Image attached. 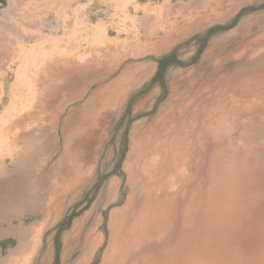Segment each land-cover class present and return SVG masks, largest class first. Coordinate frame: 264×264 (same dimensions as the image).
<instances>
[{"label": "rangeland", "instance_id": "rangeland-1", "mask_svg": "<svg viewBox=\"0 0 264 264\" xmlns=\"http://www.w3.org/2000/svg\"><path fill=\"white\" fill-rule=\"evenodd\" d=\"M0 1H3L0 21L5 20L4 15L21 16L20 0ZM148 1L150 7L141 13V30L135 39L149 34L156 23L168 28L176 13L171 14L166 8H178L187 2ZM223 20L205 23L166 49L141 57L155 60L158 66L156 78L161 88L154 106L158 113L169 92V74L189 69L200 61L211 41L223 39L239 24L246 27L243 33L249 38L259 37L254 44L219 60L214 72L212 65L205 62L190 73L188 83L194 86L186 94L189 102L179 103L173 111L172 124L176 127L169 135L158 137L156 148L153 145L159 127H153L152 113L44 116L46 128L51 120L58 122V131L62 124L68 123L69 156L64 170L70 171L76 157L84 155L92 160L93 167L88 182L74 196L59 195L65 203L58 214L52 209L47 220L42 204L48 192L40 188L38 192L29 191V186L21 183L24 178L20 175L12 176L17 181L12 187L0 176V259L18 257L16 249L23 236L24 242L29 243L22 248L26 251L20 257L23 264H73L79 251L61 261L63 234L75 219L90 213L88 225L95 216L102 215L103 226L99 231H104L106 238L90 263L98 264L111 234L109 212L116 207L122 209L123 198L131 192L126 183L130 173L133 181L141 178V183L153 174L152 180L159 191L150 200V207L157 210L151 209L154 217L145 239L125 255L128 260L122 264H264V0H247ZM14 25L20 29L19 23ZM49 28L46 31L50 32ZM159 31L160 28L154 32L153 40L160 38ZM243 33L234 34L216 49L217 53L232 49ZM3 76L0 118L12 98V86L18 85L19 93L21 90L15 83L14 72ZM31 122L28 121L24 131L32 129ZM135 127L144 132L146 140L138 139L131 152ZM53 146L58 152L37 168L36 174L34 168L22 169V172L30 171L37 186L49 177L47 182L52 179L54 189L61 190L63 180L56 176L62 145L56 141ZM15 163L14 150L4 151L0 158L1 172L15 169ZM136 166L139 168H133ZM52 172L56 176H49ZM111 178L119 181L120 200L103 208L97 205L98 195ZM147 191L150 195V186ZM138 195L135 194L128 206V215L125 214L128 219H132V212L141 203ZM23 201H34L38 207L18 210ZM31 226L42 227L36 241L30 240L31 231L26 232Z\"/></svg>", "mask_w": 264, "mask_h": 264}, {"label": "crops", "instance_id": "crops-1", "mask_svg": "<svg viewBox=\"0 0 264 264\" xmlns=\"http://www.w3.org/2000/svg\"><path fill=\"white\" fill-rule=\"evenodd\" d=\"M0 3L3 4V1ZM19 3L22 7L20 17L4 15L6 21H0V79L4 77V73L14 72L15 83H18L21 89L19 93L18 85L12 86V98L6 104L5 114L0 118V158L4 151L14 150L17 167L10 172L4 168L1 172L0 167V176H3L5 182L12 187L17 184L12 176L20 175L24 178L21 183L28 185L29 191L38 192L40 188L48 192L45 203L42 204L47 220L52 209L57 210V213L65 203L59 195L70 191L69 194L74 196L78 189L88 182V175L93 166L92 160L84 155L76 157V162L71 167V169H85L82 173L78 175L76 170H72L70 174L69 171L64 170L70 139L66 128L68 123L62 124L60 131H57L60 127L58 122L51 120L46 128L44 116L50 118L49 115H140L141 112H146L147 115L151 113L154 115L153 127L161 126L171 118V115H174L173 111L179 103L182 104L185 99L187 100L186 89L189 86L190 73L202 66L201 62L208 46L220 40L211 41L200 61L191 68L169 74V92L161 110L156 113L155 100L161 88L156 78L158 66L155 60L141 59V57H146L150 52L166 49L184 35L201 29L189 26L201 22L194 18L196 11L192 9V0H187L178 8L168 6L166 11L171 14L176 13L175 20L169 23L168 28L158 26L159 23H156L150 28L151 32L141 36L140 39H135V36L141 30V13L150 7L148 0H78L77 2L20 0ZM18 23L20 29L14 25ZM45 24L47 26H44ZM49 27H51L50 32L46 31ZM238 27L232 33L224 35L221 40L235 33ZM158 28H160L158 33H161L160 38L153 40L154 32ZM14 65L16 66L13 67ZM1 99L2 96L0 101ZM29 120L32 121L33 127L24 131ZM136 128H134L136 136L130 141L131 152L140 136L139 141L146 140L144 132H139ZM56 141L59 146L62 145L57 164L59 171L57 176L53 172L49 176L59 177L64 182L61 181V190L55 189L54 192L52 179L47 182L49 178L47 177L37 186L31 179L30 171L23 174L22 169L34 168L36 174V169L42 167L46 160H52V156L58 152L54 146L52 147ZM63 147L66 149L64 150ZM124 166L130 168L127 163ZM130 176L129 173L126 181L128 187ZM114 179H109L101 188L97 199L98 206L105 208L120 200L119 181ZM126 200L127 196L123 198L120 206ZM22 204L17 207L18 210L38 207V203L34 201H23ZM117 208H113L112 212ZM110 212L109 215L112 214ZM89 216L90 213H86L83 218L75 219L72 223L74 225L63 234L61 261L79 251L74 258V264L84 256L89 247H92L86 261V264H90L96 250L103 246L104 242L106 243L104 231H99L103 226L102 215L95 216L88 225ZM38 228L28 227L26 232ZM8 231L11 233L12 229ZM81 240L82 244H80ZM24 241L23 236L20 237L16 249L19 256L15 259L26 253L22 248L29 243ZM14 257L0 259V264H11Z\"/></svg>", "mask_w": 264, "mask_h": 264}, {"label": "bare ground", "instance_id": "bare-ground-1", "mask_svg": "<svg viewBox=\"0 0 264 264\" xmlns=\"http://www.w3.org/2000/svg\"><path fill=\"white\" fill-rule=\"evenodd\" d=\"M247 0H192V9L196 11V14L194 15V18L196 20H199L201 22L198 23H192L189 26L194 28H199L205 23L211 22V21H222L225 19L234 9L245 3ZM172 11V10H171ZM185 13V12H184ZM246 27L240 25L235 33H233L230 37L228 36L224 40H220L219 42L213 43L208 46L204 53V58L202 59L201 65H204L205 62H208L212 65L211 70L214 72L216 64L219 60L226 58L227 56H230L232 53L238 52L239 50H242L246 48L249 45L254 44V41L259 39H251L247 36L245 32ZM237 33H243L240 36V40L236 43V45L232 49H223L219 53H217L216 49L221 47L223 44H225L226 41L231 40L232 36ZM180 35V33H179ZM4 38V37H3ZM158 45V44H157ZM2 46V45H1ZM52 49V48H51ZM4 50V49H3ZM240 52V51H239ZM241 55V54H240ZM21 58V57H20ZM18 59V58H17ZM12 62V61H11ZM198 63V62H197ZM192 70V69H191ZM188 75V74H187ZM189 78V77H188ZM183 84V83H182ZM194 86V83L188 86L186 89V92H188L192 87ZM171 88V87H170ZM180 92V91H179ZM184 92V91H183ZM187 94V93H186ZM178 99V97H177ZM184 102H189L188 100H184ZM183 102V103H184ZM11 103V102H10ZM182 103V104H183ZM180 104V105H182ZM179 105V106H180ZM19 106V105H18ZM173 106V105H172ZM174 109V106H173ZM196 109V108H195ZM13 110V109H12ZM5 114V113H4ZM20 116V114H19ZM24 117V116H23ZM28 117V116H27ZM157 117V116H156ZM170 119H167V121L163 122L161 126H158V130H156V139L154 141V147L157 146L156 143H158V137L160 135L167 136L169 135L174 128L173 121L175 119L174 115L170 116ZM8 118V115H7ZM15 118V117H14ZM17 121V120H16ZM8 122V121H6ZM21 122V121H20ZM23 122V121H22ZM14 123V122H13ZM24 123V122H23ZM158 123V122H157ZM19 125V124H18ZM158 125V124H157ZM8 126V125H6ZM58 131V130H57ZM18 133V132H17ZM20 133V132H19ZM18 133V134H19ZM22 134V133H21ZM8 136V135H7ZM20 136V135H19ZM25 136V135H24ZM2 137V135H1ZM22 137V136H21ZM141 137V136H140ZM139 137V139H140ZM8 138V137H7ZM19 138V137H18ZM3 140V139H2ZM25 140V139H24ZM134 140V139H133ZM9 142V141H8ZM10 143V142H9ZM14 143V142H13ZM68 143V142H67ZM11 145V144H9ZM65 146V145H64ZM12 147V146H11ZM67 147V145H66ZM133 147V145H132ZM153 147V149H154ZM156 148V147H155ZM64 149V147H63ZM66 149V148H65ZM64 149V150H65ZM166 149V148H165ZM164 150V149H163ZM45 152V151H44ZM67 154V152H66ZM69 156V155H68ZM78 158V157H77ZM78 161V160H77ZM78 163V162H77ZM83 163V162H82ZM79 164V163H78ZM80 167V166H79ZM138 167V166H137ZM143 168V167H142ZM151 170V168H149ZM72 170H76V172L82 173L83 168H77V169H71L69 171L70 174H72ZM131 170V169H130ZM147 172V171H146ZM24 174V173H23ZM69 174V175H70ZM147 174V173H146ZM82 176V175H81ZM89 176V175H88ZM153 174H150L145 182L141 183V178H138V180L135 179L133 181L129 179V185L131 192L128 193L127 200L125 201L124 206L122 209H116L112 212L110 217V225H111V234L109 237V243L107 247L104 249L102 258L98 264H122L126 263L127 257L125 256L129 251H131L133 248L138 247V244L145 239V234L147 232V228L151 220H153L154 214L151 209L157 210V207L151 206L150 207V200L153 199V197H156L158 194V189L156 188L155 182L153 179ZM70 177V176H69ZM76 178V177H75ZM81 178V177H80ZM79 178V179H80ZM83 179V178H82ZM78 180V179H76ZM115 180V179H114ZM128 180V179H127ZM126 180V181H127ZM152 180V181H151ZM68 181V180H67ZM71 181V178H70ZM69 181V182H70ZM75 181V179H74ZM113 181V180H112ZM64 182V181H63ZM80 182V181H79ZM67 183V182H66ZM47 184V183H46ZM78 184V183H77ZM80 184V183H79ZM67 185V184H66ZM72 185V184H71ZM150 186L151 188V194L149 195L147 191V187ZM47 187V186H46ZM66 187V186H65ZM69 188V186H67ZM54 189V188H53ZM52 189V190H53ZM66 189V188H65ZM63 191V190H62ZM65 191V190H64ZM55 192V189H54ZM142 192V194H141ZM65 193V192H64ZM70 193V191H69ZM135 194H139L138 198L141 197V203L140 205L133 211L131 217H126L125 214L127 213L128 206L131 203V200L135 196ZM102 197V196H101ZM57 198V197H56ZM105 198V197H104ZM52 199V197L50 198ZM50 202V201H49ZM54 202V201H53ZM99 205V204H98ZM49 208V207H48ZM57 208V207H56ZM47 210V209H46ZM51 210V209H50ZM57 211V210H56ZM47 212V211H46ZM58 213V212H57ZM128 215V213H127ZM49 217V216H47ZM83 218V217H82ZM131 219V220H130ZM78 221V220H77ZM74 225V224H73ZM72 225V226H73ZM109 227V226H108ZM30 228V227H29ZM42 227L29 232L28 236L31 237V241H36L38 235L41 233ZM264 234V233H263ZM75 236V235H74ZM67 239V238H66ZM65 239V240H66ZM95 241V240H94ZM66 242V241H65ZM64 243V241H63ZM101 243V242H100ZM71 248V247H70ZM92 251V247H89L84 254V256L80 257L78 260L74 262V264H86V261L89 258V255ZM63 252V251H62ZM67 252V251H66ZM63 254V253H62ZM264 256V254H263ZM128 260V259H127ZM131 261V260H130ZM129 261V262H130ZM128 262V263H129ZM11 264H23L20 258L14 259ZM28 264V263H27Z\"/></svg>", "mask_w": 264, "mask_h": 264}]
</instances>
